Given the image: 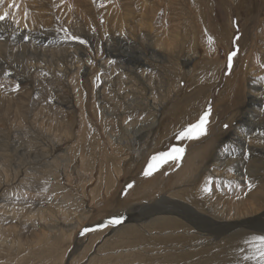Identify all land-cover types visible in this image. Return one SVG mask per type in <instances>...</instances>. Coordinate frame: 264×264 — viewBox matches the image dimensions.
<instances>
[{
  "label": "bare ground",
  "instance_id": "1",
  "mask_svg": "<svg viewBox=\"0 0 264 264\" xmlns=\"http://www.w3.org/2000/svg\"><path fill=\"white\" fill-rule=\"evenodd\" d=\"M192 2L196 4L194 0ZM12 4H14V8L17 9L15 22H20L19 25L23 24L25 19L27 21L28 18L31 23L34 21L40 23L42 20L40 15L34 12L31 13L30 11L29 14L25 13L27 7L25 9V5L21 1L14 0ZM199 10L196 13L198 17L196 20L200 22V26L196 25V27L198 26L197 28L192 27V34L180 31L177 27H173L174 29L172 28V30H169V28L161 29V26L158 27V38L148 39L149 44L145 47L144 57H139L135 66H128L127 63L129 64V62L121 64L122 62H120L121 59L118 60L119 58L115 62L109 60L110 58L113 59L112 57H117V55L112 54V52L108 50L110 48L109 44L112 43L108 42L109 44H106V56L110 58L100 63L98 61L99 72L96 74L97 78L92 79V83L94 86L102 82L104 85L116 87L112 92H116L118 95H110L114 104L112 108L108 105L107 107H99V105L96 104L92 105L94 110L98 109V107L101 110L99 111V115L97 112L96 114L102 117V125L104 126L103 130L99 126L101 131L98 133L95 132L96 134L93 136L94 139L91 138L92 136L89 137L90 130L94 129V127L92 129L93 125L90 128L88 123L86 125L88 121L84 122L85 119L81 116L84 115L83 113L85 112V106L83 107L84 100L80 94V85L75 83L81 79L82 76L84 77L88 71H91L87 63V55L85 58L87 61H85V59H81L85 57V55L78 49L72 48L75 49V52L72 55L68 54L72 59L69 60L68 56H65V50L61 49L60 51H63L62 53L65 54L55 59L57 60L55 61L51 55L58 54L59 50L55 49L57 48L56 46L52 47V49L55 50L50 51L51 63L49 64H51L55 72L59 73H57V75L63 80L62 82L65 83L64 86L69 87V90L72 91L68 93H70V95L72 94L71 99H73V102L69 100L67 103L63 101L65 104L59 103L61 107L59 108L57 106L58 111L54 114L42 112L40 109H34L36 112L30 117V124H33V126L36 125L37 128L41 130V128H43L42 126L52 124L56 118L58 121V113H61L60 109H62V105H65L70 117L73 118L76 126L79 124V127L78 130L75 131L66 124L58 131L53 130L55 133H53L52 136L48 135L51 133H48L47 136L45 135V138L51 142L50 147L46 143H40L44 142L41 141V139L38 140L35 138L32 134L31 126L29 150L22 148L21 144L15 143L14 138L12 140L6 139V141L0 139V143L2 142L0 145V264H10L12 259L15 260V264H30V261L34 260V256H31V248L42 251L45 254L43 260L47 261L48 264H65V258L72 260L69 264H77L82 259L79 256L84 255L85 251L89 253L93 251V254L90 255L93 256V259H90V261L104 264H207V256L205 255L212 250L217 253L221 251H231L230 253H232V251H237L239 253L256 252L258 242L253 241L252 237L264 235V148L262 147L263 143L253 142V144L252 140L244 137V134L241 135L239 131L230 132L231 136H229L223 144L224 149L221 147L217 149L218 147L216 148V146H214L215 139L208 140V142L206 141V144L203 146L189 149L188 153L183 155V159L178 164L179 166L175 165L177 167L174 166L171 168L174 172L168 176L166 187H164L165 189H162L161 192L159 191L160 194L158 197L160 196V201L163 202L162 205L149 206V204H147L149 201L153 200L151 197L153 192L152 189L153 186H157L159 178L153 177L146 181L140 193H137V195H139V197L136 196L138 202L131 204L132 207L128 218L123 221L121 225L113 224L112 228L106 227V230H109L107 233H104L102 239L101 235L103 231L100 232V235L95 237V240L85 246L81 243L79 245L77 240L73 242L72 235L74 233L66 234L67 226H64V228V223L61 224L57 222L55 225L48 223L54 213L60 215L61 219L65 218L64 220H69L67 215L72 218H75L76 215L60 211L59 209L36 208L39 199L36 201V193L32 194L34 191L32 193L28 191L32 190L29 189L28 186L32 188V186L34 187V185L38 183L39 186H43L44 188L48 186H63L62 174L64 173L67 184L72 188H74V186H81L82 189L79 188L82 190L83 194H85V190L87 189L85 186L94 185L97 190L101 191V189H103L102 191H104L101 200L103 198L106 200L114 195L116 189L114 190L112 188L113 190L111 191L109 186L113 185L111 181H114V177L117 178L124 172V169H122L124 165L129 163L128 168L130 165L131 167L141 166L144 157L147 158L148 156L146 157V155L158 146L161 139L163 140L168 133V130L171 132L170 129L172 124L175 125L181 121L184 116V98L186 97L187 90H190L188 92L191 93L193 91L195 98V96L201 95L205 90L203 86L212 81H216L218 77V68L212 66L214 63L213 57H215V46L213 44V39L212 42L209 43L208 37L211 35L207 32L205 24L202 22V13ZM194 15L193 17H196ZM118 16L116 15V17ZM121 21L123 20L121 19L119 23ZM115 25L117 24L115 23ZM102 28L105 31V28ZM74 30L78 36L81 35L79 33L82 31L81 27H77V29L75 28ZM174 30L178 32L176 31L177 33L171 36ZM20 31H22L21 33L24 36L30 34L29 32L25 33L23 27L20 28ZM40 32L45 33L41 30ZM40 34L39 32L32 33L30 36L37 38ZM91 35L92 34L89 36L90 38H92ZM188 38L191 42L188 41ZM255 39V48L251 51L248 64L246 65L247 67L245 68L248 75L254 79H246V81H244L245 83L241 82L243 84H240L241 86L239 87L241 91L244 86L248 89L245 98L242 97V94H240L241 96L239 95L241 99H246V107H248L249 111L248 114H245V116H247L245 120L248 128L246 133H250L258 126L259 120L255 118L260 115V108L264 104V86L259 87L258 83L261 77H256L258 73L264 74V61H262V57L264 58V30L259 29L255 35ZM117 40H119L121 44L125 41L128 42V40L123 39ZM199 45H203L205 48L202 56H197L200 51L197 50ZM3 49H5V47L1 46L0 54L4 53ZM31 50H33V48ZM89 51L90 50H88V52ZM259 53L263 55L260 57V61H258ZM9 54L11 55V52H9ZM38 54L36 51H30V69L35 67L32 64L33 62L38 63V61L42 60L38 65L46 63L45 60L38 58ZM82 55L83 57H81ZM38 67L41 66L39 65ZM94 68L97 69L96 66ZM110 70L118 73L127 71L123 73L127 80L119 81L116 78L114 80H109V75L113 74ZM153 70L158 71L156 80L152 77L153 75L151 76ZM184 70L187 72L185 74L186 85L182 87L180 79L184 74ZM210 70L211 72H209ZM206 72H209V75L211 73V78H213V80L205 81ZM106 76H109V78H106ZM233 79L231 82H233ZM68 80L71 83H69ZM169 87H171V93H166L167 96H165L164 100H159L153 94L154 91L160 88L168 89ZM128 93L135 94V98L130 96L132 99H129L130 97L128 95V98L125 99ZM191 100L188 101L191 102ZM141 116L144 117V120H140ZM126 117H131V120L129 118L130 122H127L128 118ZM111 118H116V121H118V118L122 119V123L120 122V125L117 127L118 129L114 128L117 132H109L106 130L107 128H105L109 126L108 122L110 123V121L108 120H111ZM123 118H125L126 121H123ZM90 121L91 120H89V122ZM111 123L113 124V120ZM39 124H41V128ZM92 133L93 131H91V134ZM150 133L151 136L148 135ZM169 136L170 135H168V137ZM39 145H43L46 149L43 147L39 149ZM4 147H7L6 151ZM246 148L259 152L262 155V159H260L262 160L261 166L254 165V161H251V159L248 161L244 159L243 153L247 151ZM56 149L59 150V152L57 151L58 154H55ZM225 149L230 152L232 151L234 155H240L239 152L241 150L244 152L242 151L239 157L233 155V158L226 159L227 157H224L225 154L223 152ZM105 160L107 161L106 163H104ZM26 164L30 166L26 167ZM107 164L110 169L107 173H104ZM112 166L113 168H111ZM27 172H30L29 180L25 177L20 179L23 174L27 177ZM244 178L248 179L244 180ZM222 179L224 180L220 181ZM15 180H20L16 182L18 186H16L17 184H13ZM247 183L252 186H247ZM68 185H66V187ZM205 186L210 190L204 191ZM217 187L220 191H217ZM171 188H173L174 191H169ZM246 189H249L246 199L238 198L237 201H235L234 198L232 199L235 195L233 194L234 192L240 196L242 191L246 192ZM108 190L109 193H107ZM145 201L147 203H145ZM80 202L83 203L82 201ZM158 203L159 202H157V204ZM225 203L229 204V207L226 208ZM64 214L67 215L64 216ZM61 215L64 217H61ZM25 218L28 219L29 222L33 220L37 222L39 228L33 229L34 231L31 230L33 231L31 234L28 231V236L22 238L19 226L23 224L27 227V225L24 224ZM58 218L59 216L56 220ZM76 218L83 219L84 221L87 219V215L84 216L79 214ZM73 226H75V224ZM90 226L91 224L87 225V227ZM92 227H94V225ZM78 233L80 234V231ZM66 235L68 237L70 236L68 241H70V244L73 242L72 247L74 250L69 245L71 249L69 248L68 251L66 250L67 253L65 251L60 256H57L59 252V242L55 243L51 238L56 239L58 236L59 238H64ZM74 235L76 236V233ZM14 251L17 252V255H14ZM80 252L83 253L80 254ZM65 253L66 257H64Z\"/></svg>",
  "mask_w": 264,
  "mask_h": 264
},
{
  "label": "rangeland",
  "instance_id": "2",
  "mask_svg": "<svg viewBox=\"0 0 264 264\" xmlns=\"http://www.w3.org/2000/svg\"><path fill=\"white\" fill-rule=\"evenodd\" d=\"M12 1L14 2V0H3V2L0 3V14H3L4 12H8L7 19L0 21V25H1L0 47L4 46L6 49V50L3 49L4 53L0 54V59H1L0 61V124H1L0 139L6 141V139L12 140L14 138L15 143L17 142L21 144L22 148H26V150L30 149L29 146H30L31 129H32V134L35 136V138L44 141L40 143H44V144L46 143L50 147L51 142L45 138V135L47 136L48 133H51L48 135L52 136V134L55 133L54 131H58L59 129H61V127L65 126L66 124L68 127H70L72 130L75 131H77L79 127V124H77L76 126V124L73 121V118L70 117V114L68 113V109L65 108V105H62V109H60L61 113H58L59 115L58 121L56 118V120H54L52 124L46 126L44 125L42 126L43 128H41V124H39L41 130H39L36 125L33 126V124H30V117L33 116L32 114L36 112V110L40 109V111L42 112L54 114L55 112L58 111L57 108L61 107L59 103L65 104L64 102L67 103L69 102V100L73 102L72 101L73 99H71L72 94L70 95L72 91L69 90V87L64 86L65 83L62 82L63 80H61V78L57 75L58 72H55L51 64H49L51 63L50 61L51 57L55 60L61 56H64L63 54L65 53H66L65 56H68V54L72 55L74 54L75 49H78L80 52L83 53V55H85V57H83L82 55L81 57L83 58L81 59L84 60L87 55L86 59H88L87 63L91 71L90 72L88 71L87 74L84 75V77L83 76L81 77L82 80L79 79L75 83L76 84L78 83L82 88V89L79 88V90L84 100L83 107L85 106L84 107L85 112L83 113L84 115L81 116H83V118L85 119L84 122L88 121L86 122V125L88 123V125H90V128L93 125L92 129L93 127L94 129L93 130L89 129L90 130L89 137L92 136L91 138L94 139L93 136L94 134H96L95 132L97 133L100 132L101 129L103 130L104 127L102 125L103 122L102 117L98 116L100 114L99 111H101L99 107L100 106L107 107L108 105L110 108H112L114 104L112 102L113 99L111 100L110 98V95L113 94L115 96L118 95L116 94V92H112L116 89V87H111L110 85H104L102 82L97 83L96 84L97 86H94L92 83V79L93 78L96 79L97 78L96 74L99 72L98 61L100 63L103 61H107V59L110 58L106 56V51H105V47L107 46L106 44L112 43L109 44L111 49L109 48L108 50H110L112 54L117 55V57H112L113 59L110 58L109 60L115 62L119 58L118 60L121 59L120 61L122 62L121 64H126L127 62H129V64L127 63L128 66H135L136 62L138 61L137 59H139V57L141 58L144 57L145 47L147 46V44H149L148 39L158 38L157 36L159 30L158 27L161 26L162 27L161 29L169 28V30H172L173 27H177L180 31L189 32L190 34H192L193 33L192 27H196V25L200 26L199 25L200 22L196 20L198 19L196 13L200 9L199 11L202 13V18H203L202 22L205 24L207 32L211 35L213 39V44L215 46L214 47L215 57H213L214 63L212 64V66L218 68L219 70L216 81L207 83L206 85L208 86L206 85L203 86L205 87V90L201 93V95L195 96V98L193 95L194 94L193 91L191 93L188 92L190 90H187L186 97L184 98V102H185L184 104L185 106L183 107L184 116L180 121L181 123L179 122L176 123L175 125L172 124L170 129L171 132L168 130L167 133L170 136L168 137V135L166 134L167 137L165 136L164 139L163 140L161 139V141L159 142V144L161 143L160 146L158 144L159 147L158 146L155 147L153 150L154 152L151 151L146 155V157L148 156L147 158L144 157L143 161L141 162V164L143 163L142 164L143 166L141 165L142 167L141 166L131 167L130 165L128 168L129 163H127V165H124V167L122 168L124 169V172L121 173V175L118 176L117 178L114 177V181L113 180L111 181L113 185L109 186L111 191L113 189L114 190L116 189V192H114V195L111 197L112 199L108 198L104 200L103 198L101 200V196H103L104 191H102L103 189H101V191L97 190L94 185L85 186L87 189L85 188L86 189L85 194H83L81 190L82 189L81 186H74V188H72L70 185L67 184L64 173L62 174V183L65 186L64 185L54 186V187L48 186L47 188H44L43 186H39V183L35 184L34 187L32 186V188L28 186L29 189H32L31 191L28 190L29 193L30 192L32 193L34 191L32 194L36 193L37 196L35 197L36 201L37 199H39L40 204L39 203L36 204L37 205L36 208L41 207L42 209H53V210L59 209L60 211L71 213L76 216H78L79 214L84 216L87 215V219L83 221V219H77L76 216L75 218H72L67 214H64V216L67 215V218L69 219V220H64L65 218L61 219L60 215L54 213L52 214L51 219L48 221V223L51 225H55L57 224V222L61 224L64 223L63 227L67 226L66 234L76 233L77 237L74 234L73 235L71 234L73 236L72 237L73 242L74 240H77L79 245L81 243L82 245L85 246L86 244L95 240L96 239L95 237L100 235V232L103 231V234L101 235V239H102L104 233L105 232L107 233V231L109 230V229L106 230V227L107 228L113 227V224H109L110 226L107 225L106 227H103L101 229H96L95 231L87 232L83 236L80 235L78 232L79 231L81 232V230L84 227H87V225L91 224L90 227H92L93 225L95 226L97 223L98 224L103 223L105 220H108L113 215H121L124 218L123 221H125L128 218L129 213L131 211V207H132L131 204H135L138 202L137 197H139V195H137V193L138 192L140 193V190L143 187V185L146 183V181L152 179L153 177H158L159 182L157 181V186H153L152 189L153 192L151 196L153 200L149 201L148 203L145 201V203L149 204V206L162 205L163 202L160 201V196L158 197V195L160 194L159 191L161 192L162 189H165L164 187H166V181L168 176L172 172H174L173 169L171 168L177 165V162L169 161L167 164H164L165 166L162 165L157 171L153 172L151 176H144L143 171L147 166L150 157L152 155L158 152L166 151L172 145L183 146L185 148L184 154H187L189 149L203 146L204 144H206V141L208 142V140L215 139L214 146H216V148L218 147L217 149H219L220 147L223 148L224 142L227 140V138H229V136H231L232 131L234 132L239 131L241 135L244 134L245 135L244 137H247L249 140H252V143L253 142L263 143L262 147L264 148V104L260 108V115L257 118H255L256 120L257 119L259 120V124H257L258 126H256L255 130L251 131L250 133H246V131H248V128H247V122L245 120V117L247 116H245V114H248L249 111H248V107H246L247 104L246 99H241V97H239V95L242 94V97L245 98L248 92V89L245 86L242 91L239 89V87L243 84L241 82L246 81V79H254L248 75V72L245 70V68L247 67L246 65L248 64L249 55L251 51L254 50L255 48V43H254L256 40L255 35L259 31V29L264 30L263 29L264 0H194L196 4L192 2L193 0H18L25 5V9L27 7L25 13L29 14V12L31 11V13L34 12L35 14L40 15V17L42 18L40 23L39 22L36 23V21L31 23L30 19L28 18L27 21L25 19L26 23L24 22L25 24L23 23L21 25H19L20 22L18 23L15 22V18H16L15 15L17 9L14 8V4H12L13 3ZM9 5H11V7H9ZM114 14H116L117 16L119 15L118 16L119 18L116 17V15ZM193 15L196 17H193ZM119 19L123 20L120 22L121 24L119 23L120 21ZM114 22L117 25H115ZM101 24H103L104 26ZM22 27L25 33L29 32L30 34H32L39 32L40 34L41 33L40 30L44 31L45 33H41L40 36H38L37 38H35L34 36H30V34L24 36L21 33L22 31H20V28ZM74 27L76 29L77 27H81L82 31L79 32L81 35L78 36L76 34ZM102 27L105 28L106 32ZM118 31L119 32L122 31V32L119 33ZM176 31L177 30H174L171 36L175 35L178 32ZM90 34H92L91 35L92 38L89 37ZM71 36L79 37V39L69 38ZM117 39L128 40V42L125 41L124 43L121 44ZM81 41H84V43H81ZM188 41H190L189 38ZM54 46L57 47L55 49L59 50V53L56 55H51L50 57V53H51L50 51L55 50L52 49V47ZM32 48L33 50H31ZM61 49L65 50V53H62L63 51H60ZM88 50L90 51L88 52ZM197 50L198 51L200 50L197 56L198 55L202 56L204 54L205 48L203 45L202 46L199 45ZM30 51L33 52L36 51L37 54L39 53L38 58L45 60L46 63L39 64L41 67H38L39 66L38 63H41L42 60L38 61V63L33 62L32 64L35 67L32 68L33 70L30 69ZM233 51H235L237 54L233 57L232 67L229 68L228 54ZM9 52H11V55L9 54ZM262 56L263 55L259 53L258 61H260L261 59L260 57ZM68 59L72 60L70 56H68ZM86 59L85 61H87ZM262 61H264L263 57H262ZM94 65L97 67V69L94 68L95 67ZM35 70L37 71L39 70V71L37 72ZM111 72L113 74H111L112 76L109 75L110 78L109 76H106V78L108 77L109 80H114L115 78L118 79L119 81L127 80L126 76L123 74L126 73L127 71L118 73L112 70ZM209 72H211V70ZM209 72H206L205 74V81L213 80V78H211L212 75L211 73L209 75ZM186 73H187L186 70H184V74L180 79L182 87L186 85L185 83ZM157 75H158V71L153 70L151 72V76L154 77V80L157 79ZM259 76L261 77V80L259 81L258 85L259 87H263L264 74L258 73L256 77ZM232 77L235 79H233ZM232 79L233 82H231ZM182 80H183V84H182ZM68 82L71 83L69 80ZM170 88L171 87H169L168 89L160 88L159 90L154 91L153 94L159 100H164L165 96L171 93ZM128 95L129 97L131 96L133 98H135L136 96L135 94L133 95L128 93L125 99L128 98ZM131 97L129 99H132ZM188 100H191V102ZM93 104L99 105L98 109H96L97 111L93 109L92 106ZM209 107L211 108V112L208 118L209 123L207 125V136L205 135L198 139H193V140H184L182 142L177 141L175 139L176 133L179 130H181L183 127L187 126L189 123L195 122L199 118V116ZM96 112L98 113V115L96 114ZM129 118L131 120V117ZM129 118L127 122H130ZM143 118L144 117L141 116L140 120H142ZM124 119L125 118H123V121H126V119L125 120ZM89 120L91 121L89 122ZM112 120H113V124L111 123ZM108 121H110V123L108 122L109 126L105 127L107 128L106 130L109 132L111 131L117 132V130L115 129L118 127V125H120L122 119L118 118L119 122L116 121V118H111V120ZM226 124L228 125L227 128L224 127V125ZM30 126L32 127L31 129ZM99 126L101 127V129L99 128ZM91 131H93L92 134ZM148 135L151 136V133ZM38 147L39 149H41L43 145H39ZM4 149L6 151L7 147H4ZM57 151L59 152V150L56 149L55 154H58ZM228 151L229 150L226 149L225 151L223 150L225 154V155L223 154L224 157H227L226 159L233 158L234 154H232V151L231 152ZM242 151L243 150L239 152L240 155ZM251 151H252L251 149H247L246 152L243 151L244 155L243 154L242 155L244 156V159L246 161L251 159V161H254L253 163L254 165L261 166L262 160L260 159H262L261 158L262 155L259 152L252 151L253 152L252 153ZM225 152H227L228 154ZM240 155H234V156L239 157ZM182 159L183 157L180 159L178 164L181 162ZM106 162L107 161L105 160L104 163ZM28 166L30 165H27L26 167ZM108 167L109 166L107 164L105 166L104 173H107V171L110 169ZM111 168H113V166ZM29 176H30V172L27 174V177L25 174H23L20 177V179L25 177L26 179L28 178L29 180ZM246 179L248 178H244V180ZM223 180L224 179L220 181ZM18 181L20 180L17 181L15 180L13 184H17L16 182ZM129 183H132L133 187L125 191L126 186ZM66 185L68 186L66 187ZM246 185L250 186L249 183H247ZM16 186H18V184ZM75 188L76 189L79 188V189L76 190ZM173 188H171L169 191H174ZM217 189H218L217 191H220L218 187ZM109 190L107 191V193H109ZM248 191L249 189H246V192L242 191L240 196H238V194L234 192L233 194L235 195L232 197V199L234 198L235 201H237L238 198L246 199L248 195ZM80 201H82L83 203H81ZM157 202L159 203L157 204ZM225 204H226L225 205L226 208L229 207V204L227 203ZM58 216L60 220L59 218L56 220ZM64 216L61 215V217ZM24 221H25L24 224H26L27 227L23 224L19 226V231L20 234H22L21 236L22 238L27 237L28 236L27 233L29 232L31 234V232L34 231L33 229L39 228L37 222H35L34 220L29 222V220L25 218ZM122 222L118 225H121ZM73 223L75 224V226H73L74 225ZM104 228L106 231L104 230ZM69 237L66 235L64 238H59V236L56 239L51 238V240H53L55 243L59 242V248H58L59 252L57 253L58 254L57 256H60L66 250L68 251L70 246L74 250V248L72 247L73 242L70 244V241H68ZM30 252L32 253L31 256H34V260L30 261V264H48L47 261L43 260L45 254L42 251H39L36 248H31ZM230 252L231 251H225V252L221 251L220 254L213 250L210 251L209 253H207V255H205L207 256L206 258L207 264H236V263L258 264V260L254 261L250 258H246V257H251L252 254L254 255L255 252L253 253L252 252L239 253L237 251L236 252L232 251V253ZM13 253L14 255H17L16 251H14ZM66 253L64 257H66ZM81 253L83 252H80V254ZM92 254L93 251H91L90 253L85 251L84 255L79 256L82 259L77 264H104V263H96L94 261L93 262L90 261V259H93V256H90ZM70 261L72 260L65 258V264H69ZM10 264H15V260L12 259Z\"/></svg>",
  "mask_w": 264,
  "mask_h": 264
},
{
  "label": "snow or ice",
  "instance_id": "3",
  "mask_svg": "<svg viewBox=\"0 0 264 264\" xmlns=\"http://www.w3.org/2000/svg\"><path fill=\"white\" fill-rule=\"evenodd\" d=\"M3 0H0V3H2ZM11 7V5H9ZM8 12H4L3 14H0V21H3L7 18ZM27 38V37H26ZM71 39H79V37L76 36H71L69 37ZM209 43L212 42V37H208ZM81 43H84V41H81ZM237 53L235 51L230 52L228 54V67H232V60L233 57ZM211 108L209 107L207 110H205L199 118L193 122L189 123L187 126L183 127L181 130H179L176 135L175 139L177 141H184V140H193V139H198L202 136H205L207 134V125L209 123V116H210ZM225 128L228 127V125H224ZM185 152V148L180 145H172L170 146L166 151L158 152L150 157V160L145 167L143 171L144 176H151L153 172L157 171L162 165L167 164L169 161H175L178 162L180 159L183 157ZM133 187L132 183L127 184L125 191L128 189H131ZM251 187V185H250ZM210 189L205 186L204 191H209ZM123 216L121 215H113L110 217L108 220H105L103 223L96 224L94 227H84L80 235H84L87 232L95 231L97 228H103L106 227L109 224H119L123 221ZM253 241L258 242L257 244V250L252 255L251 257H246L250 258L254 261L258 260V264H264V235L260 236H253L252 237Z\"/></svg>",
  "mask_w": 264,
  "mask_h": 264
}]
</instances>
